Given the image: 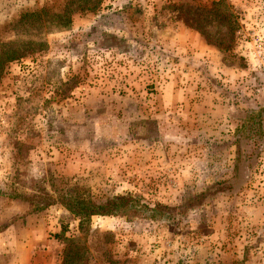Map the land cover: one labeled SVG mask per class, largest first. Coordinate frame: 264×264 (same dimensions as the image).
I'll use <instances>...</instances> for the list:
<instances>
[{
  "label": "rangeland",
  "instance_id": "rangeland-1",
  "mask_svg": "<svg viewBox=\"0 0 264 264\" xmlns=\"http://www.w3.org/2000/svg\"><path fill=\"white\" fill-rule=\"evenodd\" d=\"M60 1L0 0V43H43L0 75V264H58L65 240L88 264H264V113L260 132L235 129L246 103L264 107V0H226L239 28L225 53L170 7L212 0H102L63 29L15 24ZM218 181L232 192L185 218L92 216L83 233L58 200L176 206Z\"/></svg>",
  "mask_w": 264,
  "mask_h": 264
},
{
  "label": "trees",
  "instance_id": "trees-1",
  "mask_svg": "<svg viewBox=\"0 0 264 264\" xmlns=\"http://www.w3.org/2000/svg\"><path fill=\"white\" fill-rule=\"evenodd\" d=\"M101 1L61 0L59 11L40 7L30 13L21 14L15 24L23 28L29 24V27L34 29L45 27L63 29L70 24L71 16L74 14L96 13ZM170 7L176 17L182 20L183 25L195 31L207 45H211L223 53L232 50L235 32L239 28V24L226 0H212L209 3L191 6L175 4ZM41 47H43V43H0V75L6 63L37 53ZM245 107L241 110L243 121L235 129L251 128L255 122V129L260 132L261 125L259 124L262 122L264 107H257V111L253 107H248L247 103ZM254 118L257 120L253 121ZM239 159V152H236L232 165L233 170L238 169ZM231 192L232 187L229 183L218 181L198 193L191 194L176 206L154 204V206L148 207L140 203L139 197L128 194L110 197L102 201L80 197H61L58 200L78 220V229L83 233L92 216H128L136 213L141 214L145 219L154 220L160 216L174 222L176 219L185 218L191 211H202L214 198L229 195ZM63 244L58 264H88L90 254L85 243L65 240Z\"/></svg>",
  "mask_w": 264,
  "mask_h": 264
}]
</instances>
